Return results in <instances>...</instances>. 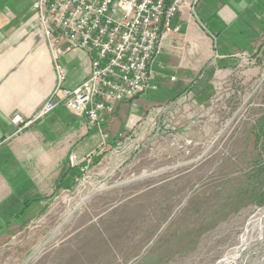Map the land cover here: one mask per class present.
Segmentation results:
<instances>
[{
	"label": "rangeland",
	"instance_id": "374dc122",
	"mask_svg": "<svg viewBox=\"0 0 264 264\" xmlns=\"http://www.w3.org/2000/svg\"><path fill=\"white\" fill-rule=\"evenodd\" d=\"M188 2L211 45L187 81L120 102L100 151L0 230V264H264V0Z\"/></svg>",
	"mask_w": 264,
	"mask_h": 264
},
{
	"label": "crops",
	"instance_id": "0c3cea01",
	"mask_svg": "<svg viewBox=\"0 0 264 264\" xmlns=\"http://www.w3.org/2000/svg\"><path fill=\"white\" fill-rule=\"evenodd\" d=\"M31 3L0 0V230L11 225L15 216H24L30 206L24 207L26 200L37 202L53 192L68 167L69 156L83 161L88 154L99 152L102 143L101 133L85 117L64 106L29 126L22 124L35 115L55 87L53 58L38 30ZM236 7L235 15L243 5ZM242 11L238 13L242 15ZM218 19L224 24L237 22L231 17L227 21ZM174 22L180 26L179 32L162 36L160 54L150 67L151 81L160 86L161 93H167L163 87L168 82L165 74L180 73L177 80L186 82L194 70L188 54H201L211 45L210 36L197 27L187 6L182 7ZM58 62L65 69L63 88H73L89 73V58L82 50L61 55ZM155 91L132 101L145 100ZM122 105L119 103L117 111L104 122L110 135L125 119ZM14 116H19L20 122L15 123Z\"/></svg>",
	"mask_w": 264,
	"mask_h": 264
},
{
	"label": "built area",
	"instance_id": "2783aa9c",
	"mask_svg": "<svg viewBox=\"0 0 264 264\" xmlns=\"http://www.w3.org/2000/svg\"><path fill=\"white\" fill-rule=\"evenodd\" d=\"M190 4L188 0H32L38 30L53 58L55 87L22 124L29 126L64 106L100 131L117 103L157 88L150 67L160 54L161 38L179 32L174 19ZM73 50L87 54L89 73L73 88H63L65 69L58 59ZM12 120L18 123L20 117Z\"/></svg>",
	"mask_w": 264,
	"mask_h": 264
},
{
	"label": "trees",
	"instance_id": "16d2710c",
	"mask_svg": "<svg viewBox=\"0 0 264 264\" xmlns=\"http://www.w3.org/2000/svg\"><path fill=\"white\" fill-rule=\"evenodd\" d=\"M263 169H264V166H263ZM32 201H34V200H32ZM32 201H30V200H26V201L24 202V207L28 206Z\"/></svg>",
	"mask_w": 264,
	"mask_h": 264
}]
</instances>
